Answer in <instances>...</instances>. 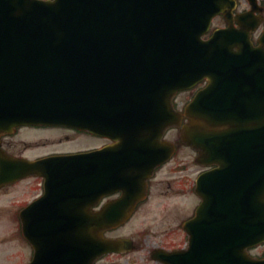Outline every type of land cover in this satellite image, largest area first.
I'll return each instance as SVG.
<instances>
[{"label":"water","instance_id":"95a60500","mask_svg":"<svg viewBox=\"0 0 264 264\" xmlns=\"http://www.w3.org/2000/svg\"><path fill=\"white\" fill-rule=\"evenodd\" d=\"M229 1L18 0L6 6L0 0V47L34 50L16 59L0 55L6 64L0 71L11 80L9 90L16 80V93L23 105H32L29 110L71 108L105 119L120 104L125 115L118 119L144 125L150 143L166 127L179 125L172 93L207 78L188 105L191 117L180 139L199 150V159L217 161L240 182L229 186V194L223 191L221 212L240 216L221 229L228 240L224 263L264 264L243 251L264 239V88L261 108L255 91L246 89L257 74L264 82V51L250 41L253 22L202 38ZM232 108L236 115L229 114ZM111 247L112 241L103 240L102 251Z\"/></svg>","mask_w":264,"mask_h":264},{"label":"flooded vegetation","instance_id":"af4514ba","mask_svg":"<svg viewBox=\"0 0 264 264\" xmlns=\"http://www.w3.org/2000/svg\"><path fill=\"white\" fill-rule=\"evenodd\" d=\"M236 13L252 15L253 44L264 48V0H235L230 22L238 25ZM226 24L220 13L211 30ZM205 83L172 96L181 122L190 116L186 105ZM6 98L0 75V264H86V254H96L102 237L114 239V249L90 264H224L228 240L221 229L230 218L221 212L222 202L218 215L207 212L203 202L204 196L220 194L216 188L224 181L202 178L218 165L201 161L197 149L177 142L179 128L169 127L151 144L148 128L119 120L117 114L103 119L81 112L79 121H23L21 116L59 112L22 111ZM102 215L111 224L97 230ZM136 216L142 217L134 229ZM263 246L248 252L262 258L264 249L258 248ZM140 250L146 254L138 258L134 254ZM208 251L220 263L203 257Z\"/></svg>","mask_w":264,"mask_h":264},{"label":"rangeland","instance_id":"374dc122","mask_svg":"<svg viewBox=\"0 0 264 264\" xmlns=\"http://www.w3.org/2000/svg\"><path fill=\"white\" fill-rule=\"evenodd\" d=\"M172 136V134H168L167 135V137H171ZM171 138H173V137H171ZM181 153V155L183 156V155H185L186 153L184 152V153H182V152H180ZM188 158H190L191 157V155H188L187 156ZM175 200V199H174ZM174 200H170V201H168V202H172V201H174ZM188 199L187 198H185V199H183L182 201H187ZM140 217H142V216H136L135 217V222L140 218ZM152 217L153 216H150V218H149V220H152ZM143 218H145V217H143ZM140 224V220L138 221V222H136V223H134L133 225V227H134V229L138 226ZM150 230H149V236L150 237H153V229L154 228H156L153 224H151L150 225ZM147 238H148V236H147ZM259 251H262V249H260ZM144 254H146V250H140V251H138V252H136L134 255H136L138 258H141L142 256H144ZM125 264V263H124Z\"/></svg>","mask_w":264,"mask_h":264},{"label":"bare ground","instance_id":"6f19581e","mask_svg":"<svg viewBox=\"0 0 264 264\" xmlns=\"http://www.w3.org/2000/svg\"><path fill=\"white\" fill-rule=\"evenodd\" d=\"M260 87L261 90L263 91L264 88V82L263 80L259 77V75L257 74V76L255 77L254 80L252 81H247V87L246 89H251L252 91H255L257 89V87ZM261 91V93H262Z\"/></svg>","mask_w":264,"mask_h":264}]
</instances>
